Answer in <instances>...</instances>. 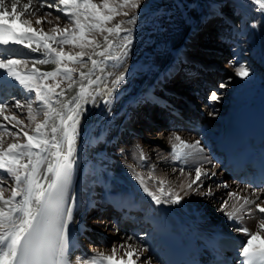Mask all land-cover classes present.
<instances>
[{"label":"bare ground","instance_id":"1","mask_svg":"<svg viewBox=\"0 0 264 264\" xmlns=\"http://www.w3.org/2000/svg\"><path fill=\"white\" fill-rule=\"evenodd\" d=\"M26 2L27 0H21V4ZM92 2L98 4L100 0H92ZM167 3L172 5V7L170 5L171 9L167 8ZM195 3H197L196 7L199 6L198 17L195 15ZM144 5H146V9H143L145 12L141 11L142 8L140 14L137 13L138 9L135 10L136 23L125 25V27L132 28L131 44L127 49V56L123 55V49H116L115 55L119 59L109 60L102 66L103 71L99 68L95 71L92 79L97 77L100 79L97 84L89 88V91H92L94 95L99 92L100 95H95L94 101L88 98L87 102L83 103L84 111L76 139V165L72 185L77 204L74 212L75 219L69 226L72 258L75 256L91 257L96 252H104L108 255L111 254L113 245L124 244L127 247L128 244H132L143 250V255L136 264H141V261L145 259L150 260V264H164L155 252L157 244L161 241L160 230L147 223L148 216L156 215L161 219L162 227L169 229L163 215L164 207L174 211L180 229L189 241H192V236L197 238L195 245L201 249L202 253L205 246L213 244L218 234L244 236L236 231L238 227H243V224L251 227L253 232L257 231L260 213L253 206H248L252 209L253 215L242 214V218L236 220L234 225L229 223L225 211L221 209L224 201H228L227 210H231L232 204L243 202L230 198L228 193H237L240 197L249 196L255 199L252 196L255 191L264 200V191H261L264 188L255 190L238 182L224 164L216 162L214 152L217 151L219 139L224 135L229 122L264 101V14L256 10L251 0H160L153 2L154 7ZM40 12L42 15L47 12V9H41ZM203 15L204 18H202ZM25 18L31 19L33 27L37 30L43 27L46 32L57 24L63 28L69 23L67 18L61 17L57 21L53 16L47 17L52 20V24L45 22L36 25V16L5 19L4 23L15 27L18 31H27V26L21 22ZM121 19L125 18L118 16L117 22ZM161 20H163L162 25L165 31L161 30ZM215 20L218 21L216 28L212 24ZM111 23L108 26L114 25ZM211 24L212 28L207 29L209 30L207 33L214 37L209 36V39L204 37L203 41L207 44L212 41L214 45L219 42V45L232 56L227 64L219 62V56L226 58V55L219 49L208 48V46L202 48L197 40V36L202 33L201 29ZM56 35L59 37V33ZM95 35L100 37L99 34ZM125 35L127 33H122L121 37H110V39H114L115 43H121ZM214 38L217 39L214 40ZM98 41L102 43L103 38ZM49 43L52 42L49 41ZM144 50L153 52V58H143ZM43 53V49L39 53H34L29 48L19 45L2 48L0 58L11 57L22 61L27 60V64L18 66L17 70L22 74L33 68L39 69L40 72L53 71L56 68L55 64L33 63L35 59L43 58ZM244 57H247L251 64L247 61L243 62ZM198 59L199 62L204 60L206 62L201 68H199ZM229 65L233 67L235 76L233 79L229 78L232 84L227 87L231 95L223 97V109H221L220 103L210 99L214 91L208 97V88L213 82L215 84L221 80L223 68ZM240 65L247 69L248 76L241 77L235 74L236 67ZM206 67L211 68L208 76L209 71ZM89 68H91L90 61L77 71L74 76L77 84H74L71 90H67L68 85L56 89L57 92L61 89L66 90L65 95L60 99H70L76 95L80 79L79 71L87 72ZM121 74L124 75V79L118 85H114L113 81ZM187 77H190V80L185 83L186 89H191L186 92L189 96L176 94L172 85L168 84L169 81L181 82ZM44 80L45 78H42V83L45 82ZM17 88H20L22 93L34 94L29 93L11 77H7L6 73L0 69V93L6 96L11 95L13 101L17 97ZM109 90H111V95H109ZM179 95L182 96L181 99ZM217 97L222 98L221 95ZM16 100H20L23 105L29 99L15 98L14 101ZM108 100L111 102L106 104L105 101ZM165 100L167 102L181 101L180 111L187 119L196 121L197 126H188L178 115L171 112L168 104L164 106L166 109L161 108L159 104L160 102L166 103ZM143 101L147 102L145 106L153 108V111L151 109L153 116L160 110L170 112H166L169 118L173 114L170 129L158 132L155 123L148 120L150 113L146 114L148 115L146 120L138 116L137 105ZM199 103L201 104L198 105ZM5 104L8 108L4 115H16L18 119L24 121V124L13 127L14 121L9 123L3 119V116H0V125L7 126L11 131H18L20 127H23L31 135L35 124L27 119L26 106L15 108V102L12 105ZM33 107L39 109L42 105ZM213 109L217 112H213ZM161 115L158 121H163ZM43 119L42 114L36 118L37 122ZM168 120H165L166 125L170 123ZM122 130H126L123 137H121ZM173 133L190 144L199 142V147L203 149L195 161L189 160L188 167L175 164L178 161H174V164L166 161L171 158L170 138ZM138 135L143 137L139 138L138 142L130 143ZM14 139L16 138L8 135L4 137L6 144L13 142ZM18 139L19 142H24L22 133ZM150 151L155 153V160L151 158ZM141 152L148 158L146 164L136 162ZM165 153L167 158H163ZM197 166L205 171L216 173L210 180L204 179V181H209L210 186L216 183L211 189L213 195H204L208 191L206 188H201L199 192L191 191L187 195L181 191L180 185H187L194 177V168ZM181 168L184 169L183 175L180 173ZM137 174L145 180L152 191H156L159 187V179H164L165 189L171 187L174 191L180 192L183 199L179 204L157 205L144 192L143 186L137 179ZM225 184L228 187L222 186ZM195 187L194 185L193 188ZM109 192L117 193L123 201L130 204L138 202L142 206V211L138 213L137 218L141 221L140 225H131L126 231L123 230L119 215L115 218L110 210L121 214L125 208L114 209L109 202ZM8 194L6 192L5 196ZM97 233L101 241H104L103 237L106 235H112L110 246L105 242L102 245L90 243L89 239ZM150 233L153 234V242L149 241ZM260 243H264V233L254 244ZM121 256L123 252L117 251L115 256L117 264ZM123 258L124 260L129 259L127 256ZM131 259L135 260V257Z\"/></svg>","mask_w":264,"mask_h":264},{"label":"snow or ice","instance_id":"2","mask_svg":"<svg viewBox=\"0 0 264 264\" xmlns=\"http://www.w3.org/2000/svg\"><path fill=\"white\" fill-rule=\"evenodd\" d=\"M256 10L264 14V0H251ZM141 6V0H100L95 4L92 0H0V45L20 44L29 48L34 53L44 50L43 58L35 59L34 64H55L56 68L49 72H40L39 69L21 73L18 66L27 64V60H17L11 57L0 58V69L7 77L18 82L29 93L35 94V100L42 105L37 109L32 102L21 104L16 100L14 107L27 108V119L35 124L32 134L29 135L23 127L18 131H11L5 125H0V264H117L115 259L117 251H122L119 264H136L143 255L139 246L128 244L113 245L111 254L96 252L91 257L75 256L72 258L70 224L74 221V212L77 197L72 191L73 178L76 165V139L79 135L80 120L84 111L83 103L88 98L95 99L89 88L97 84L99 77L92 79L93 74L109 60L119 59L115 55L116 49H123L127 56V49L131 44L132 28L125 25H134L137 20L135 10ZM55 9L57 13L67 18L68 25L61 28L58 24L48 32L43 27L37 30L33 27L31 19H22L27 26V31H18L4 23L5 19H19L22 17L36 16L35 24H52L47 17L52 12L41 9ZM102 9L103 11H99ZM127 9V11H125ZM130 12L132 13L130 15ZM123 16L112 26H108L115 17ZM61 15L56 16L59 21ZM59 33V37L56 35ZM122 37L121 43H115L116 37ZM99 34L103 38L101 43L96 39ZM92 36L89 39V36ZM51 41L52 43H49ZM35 44V47H33ZM53 44L61 47H53ZM72 45L80 51L70 54L64 51L63 45ZM91 49V51H86ZM87 57V61H85ZM96 57V58H94ZM91 68L87 72L79 71L78 91L70 99H60L65 95V89L56 91L59 84L47 85L42 83V78L63 77L67 80V90H71L77 82L73 73L78 69L69 67V64L85 67L87 62ZM237 76L246 77L248 71L243 65L236 67ZM124 79L121 74L113 81L118 85ZM87 81V83H84ZM224 85H221L223 87ZM111 95V90H109ZM217 95L213 93L211 99L215 101ZM111 101H105L106 104ZM8 105L0 101V116L9 123L15 122L13 127L24 124L16 115H4ZM44 119L37 122L38 115ZM23 134L24 142H19L18 137ZM5 135L16 138L11 143H5ZM170 157L173 161L185 164L189 160L195 161L203 149L199 142L190 144L179 135L173 133L170 138ZM26 158V160H25ZM140 158L146 159L141 152ZM210 162V161H209ZM181 175L184 169H180ZM194 177L187 185H180L181 191L187 195L204 187V179H211L215 172H208L197 166L194 168ZM137 179L143 190L152 201L159 204H179L183 199L180 192L171 187L165 189L166 181L159 179L156 191L149 189L145 180L137 174ZM196 186L195 189L193 186ZM228 187V185H222ZM264 191V189H261ZM9 194L5 196V193ZM213 195L211 188L204 193ZM230 198L242 200L234 203L228 209V201L222 204V211L229 220H239L242 214L253 215V206L261 215L257 224V231L250 232L246 227H238L237 232L246 235V242H241L239 256L243 259L240 264H264V243L254 244L264 233V200L255 191L252 196L240 197L237 193H228ZM131 239V237L129 238ZM124 256L129 259L124 260ZM135 257V260L131 258ZM141 264H150L145 259Z\"/></svg>","mask_w":264,"mask_h":264},{"label":"rangeland","instance_id":"3","mask_svg":"<svg viewBox=\"0 0 264 264\" xmlns=\"http://www.w3.org/2000/svg\"><path fill=\"white\" fill-rule=\"evenodd\" d=\"M157 1H160V0H141V6H140V8L138 9V11H137V13L138 14H140L141 13V11H143V9H146V5H144V4H147V5H149L150 6V3H152L151 4V6L150 7H154V6H152L153 5V2H157ZM161 1H163V0H161ZM100 3V2H99ZM98 3V4H99ZM142 5H144V6H142ZM167 8H169L170 7V5L171 4H168L167 3ZM229 5V4H228ZM194 9H195V15H196V17H198L199 16V9H198V7H196L197 6V3H195L194 4ZM149 7V8H150ZM171 7H172V5H171ZM171 7L169 8V9H171ZM142 8V10L140 11V9ZM47 9V8H46ZM161 9V8H160ZM47 12H52V15L51 16H53L54 18L57 16V15H61V17L62 18H64L63 16H62V14H60V13H57L56 11H55V9H47ZM143 12H145V11H143ZM205 16L203 15L202 16V18H204ZM125 18V17H124ZM201 18V17H200ZM199 18V19H200ZM126 19V18H125ZM117 21H118V16L117 17H115L114 18V20H113V22L111 23V24H115V23H117ZM202 21V20H201ZM238 21H239V19H238ZM160 23H161V25L163 24V20H161L160 21ZM214 25H216V24H214ZM213 25V26H214ZM209 28H212L211 26H208V27H204V28H202L201 29V31H202V33H200L198 36H197V40H198V42H199V44H200V46H202V48L204 47H206V46H208V48H216V49H219L223 54H225L226 55V58H221L220 56H219V62L221 63V64H227L228 63V61H229V59H231L232 58V56H231V54L229 53V52H227L222 46H220L219 44V42H216L215 43V45L213 44V43H209V44H207V43H205L204 41H203V39H204V37L206 38V39H209L208 38V31H207V29H209ZM161 30L162 31H165V29H164V25H162L161 26ZM213 30V29H212ZM207 31V32H206ZM213 31H215V30H213ZM212 37H214L213 35H212ZM92 38V36L90 35L89 36V39H91ZM102 38V36H96V39L97 40H99V39H101ZM215 39H217V38H214V40ZM53 47H57V48H59V47H61L60 45H57V44H53ZM63 47V49H64V51L65 52H67V53H70V54H75L76 52H79L80 51V49L79 48H75V47H73L72 45H63L62 46ZM86 51H91V49H86ZM245 59V60H244ZM244 59H243V62H246L247 61V63H250L249 62V60H248V58L247 57H244ZM85 61H87V57H85ZM88 63V62H87ZM204 63H205V61H204ZM251 64V63H250ZM253 65V64H252ZM69 67H74V68H76V69H81V67H80V65H78V64H76V65H73V64H69ZM221 71V70H220ZM77 74V72H75V73H73V79H74V76ZM222 74V75H221ZM221 77H220V83L218 82V83H215V84H212L211 85V87L209 88V93H208V97H209V95L211 94V92L212 91H214L213 93H216L217 94V96L219 95H221V97L222 98H217L216 99V103H220L221 105L220 106H222V104H223V97H225V96H228L229 94L231 95V93H230V89L227 87V85H230V84H232V81H230L231 79H233L234 78V70H233V67L231 66L230 67V65L228 66V67H224L223 68V71L221 72ZM229 78H231V79H229ZM229 79V80H228ZM190 79H187V80H183V81H181V82H177V83H175V80H172L171 82H169L168 84H172V88L174 89V91L176 92V93H180V94H185L187 91H191V89H189V90H187L186 89V86H185V83L186 82H188ZM45 82L43 83V84H48V85H55V84H59L60 85V87L59 88H62V87H64V86H67L68 85V81L67 80H65L63 77H56V79L55 80H53V79H51V78H45V80H44ZM221 85H225V86H223V87H221ZM59 88H57V89H59ZM222 88V89H221ZM226 88V89H225ZM214 89V90H213ZM23 93H25V92H23ZM22 93V91H20V89H17V97H15V98H19V99H22V98H27V99H29L28 101H30V102H32V104H33V106H38V105H40L39 104V102H37L36 100H35V94H32V95H30V94H27V93H25V94H23ZM212 93V94H213ZM211 94V95H212ZM211 95H210V97H211ZM229 95V96H230ZM184 96H189V94H187L186 93V95H184ZM14 98V99H15ZM14 99H13V101H12V96H9L8 98H7V102L6 103H10V105H12V104H14ZM211 99V98H210ZM212 100V99H211ZM221 100V101H220ZM144 102V103H143ZM141 104H140V106L138 107V111H137V114L140 112V117L142 116L145 120L147 119V116L148 115H146L148 112H147V107H145L144 108V104H146L145 102L146 101H143ZM201 103H199L198 105H200ZM147 105V104H146ZM221 109H223V106L221 107ZM213 112H217V110H215V109H213L212 110ZM144 115V116H143ZM156 115H158V114H156ZM163 115H161V117H162ZM159 117H160V115L159 116H153V118H151V116H150V118L148 119V120H150V121H152L153 123H155V125H156V127H157V131L159 132V131H161V130H167L168 129V125H166V124H164L163 123V121H158L159 120ZM162 122V123H161ZM191 127V126H190ZM122 133V132H121ZM162 135H163V133H161ZM143 137V136H142ZM140 135H138V136H135V140L134 141H131L130 143H134V142H138L139 140V138H142ZM144 147H147L146 145H144ZM150 154H151V158L153 159V160H155L156 159V155H155V153H153L152 151H150L149 152ZM140 156L141 155H138V157H137V159H136V162L137 163H142V164H146V162H147V158L146 159H141L140 158ZM163 158H167V154L165 153L164 155H163ZM166 161L169 163V164H174V161L171 159V158H169V159H166ZM178 162H175V164H177ZM177 165H179L180 166V164H177ZM215 186V185H214ZM202 188H206V189H209V188H211L212 189V186L210 187V185H209V181H204V187H202ZM231 222H232V220H230ZM234 222V221H233ZM98 236H100L99 235V233H97L96 235H94L92 238H91V241H90V239H89V242L90 243H92L93 245H102L103 244V242H105L107 245H109L110 246V243L112 242V239H113V236L112 235H106L105 237H104V241H101L100 240V238L98 237Z\"/></svg>","mask_w":264,"mask_h":264},{"label":"water","instance_id":"4","mask_svg":"<svg viewBox=\"0 0 264 264\" xmlns=\"http://www.w3.org/2000/svg\"><path fill=\"white\" fill-rule=\"evenodd\" d=\"M143 57H144L145 59H150V58L153 57V53L150 52L149 50H145V51L143 52Z\"/></svg>","mask_w":264,"mask_h":264}]
</instances>
